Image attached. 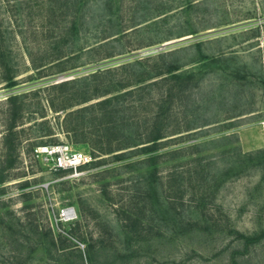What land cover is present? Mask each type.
Listing matches in <instances>:
<instances>
[{"label":"rangeland","instance_id":"rangeland-1","mask_svg":"<svg viewBox=\"0 0 264 264\" xmlns=\"http://www.w3.org/2000/svg\"><path fill=\"white\" fill-rule=\"evenodd\" d=\"M125 90L127 137L113 145L139 142L156 113L171 138L163 148L192 144L160 161V180L140 153L92 155L80 174L33 154L56 142L91 153L105 141L94 112H67ZM262 149L264 0H0V165L15 159L0 192V264L52 262L49 230L71 257L103 236L98 264L124 250L134 253L112 264H264V237L242 235L264 232ZM65 230L71 240L58 238Z\"/></svg>","mask_w":264,"mask_h":264},{"label":"trees","instance_id":"trees-1","mask_svg":"<svg viewBox=\"0 0 264 264\" xmlns=\"http://www.w3.org/2000/svg\"><path fill=\"white\" fill-rule=\"evenodd\" d=\"M180 66L177 64H172L168 67V72H171L175 78H180L181 74H178L176 70ZM167 77V76H166ZM164 76L163 79H166ZM8 79V86H14L17 84V81L14 79V76L9 75L7 77ZM157 80H154L153 82L156 83ZM68 82V81H67ZM67 82H61L60 85H65ZM172 89L168 88L165 91L166 96L172 95ZM128 91L125 90L124 92H119L117 94H114L112 96H106L101 99H98L94 102H91L89 104H86L84 106H81L79 108L69 110L67 112L66 117L69 118L70 116L75 115H81L84 112L88 110H92L94 112V116H92L90 122L96 120L98 126L103 129L102 137H105V141H102L103 143H97L95 140L94 146L92 147V150L90 151L91 154L94 157H97L101 153H112L115 152L113 155L115 159H124L128 158L131 154L134 153H140L143 154L142 162H145V165L147 167H153V172L151 173V176H155V179L160 180V176H156V169L158 168V164L160 161H167L169 158H165V156H172L178 154L179 152H182L183 150L192 147V144H189L188 146H179L175 148H163L166 143L169 142L168 138L169 134L164 132V126L162 124V118L160 117V113H156L155 122L153 123L152 127L148 132L145 133V137L143 136L140 138L139 142H135L134 144H128L129 142H121L120 144L113 145L114 139H118V141L125 139L127 136H125V127L124 125L128 123V118L125 115H121L124 111V105L120 104V99L128 94ZM17 93L12 94L8 97L9 101L12 102V104L16 103V100L18 98ZM16 109L13 110V119L12 123L9 127L8 133L4 136V144L8 151H13L16 148V144L14 141V126L16 125ZM114 116V118H112ZM84 117V116H83ZM161 122V124H159ZM79 123V122H78ZM70 122V126L68 125V131L73 132L75 134L80 133V130L82 129L80 126V123ZM118 132L119 135H117L115 138L111 137L113 133ZM144 139V140H143ZM125 141V140H124ZM138 141V140H137ZM196 145L197 144H193ZM134 146V148H130L129 150H123L116 152L117 150L125 149L128 147ZM264 157V149L261 150ZM183 156V154H181ZM9 157L6 158L5 163L0 165V192L4 191V186L2 184L7 181L10 178L9 169L13 166L15 159H10ZM60 172H64L60 171ZM150 176V177H151ZM148 177V175H146ZM148 177V178H150ZM151 181V180H150ZM28 180H25L23 185H27ZM106 191V190H105ZM134 213L129 212L125 216V222L128 223L127 225H131V230L127 231V235L130 233L136 234L137 229L135 228L136 225H138V222L141 221L140 217L138 215H133ZM79 223V222H78ZM75 230H65V232L58 233V238L61 240H71V236L73 235ZM38 234L42 235L43 232H38ZM51 237L52 243L46 246V251L49 253V257L51 258L52 262H49L48 264H98L96 261L98 259V256L101 255L102 251L107 250V246L105 244V238L103 236H98L97 238H92L91 240H88L87 242V250L85 252H81L79 249V252L76 257H71L68 255V252L64 250L60 251L59 248L56 245V239L53 236V233L51 230H49L48 233ZM243 237H245L246 244L250 242H259L264 237V232L257 233V234H251V235H245L242 234ZM92 237V236H91ZM128 237V236H127ZM128 247V246H127ZM130 249V247H128ZM109 251V250H108ZM134 252L131 251L130 253H127V251H119L114 252L112 255H110V252H108V255L103 260V264H109L114 263V260L118 259H124L125 257H130L131 254ZM119 255V256H118ZM118 256V258H117ZM234 264H238L237 261H234Z\"/></svg>","mask_w":264,"mask_h":264},{"label":"built area","instance_id":"built-area-1","mask_svg":"<svg viewBox=\"0 0 264 264\" xmlns=\"http://www.w3.org/2000/svg\"><path fill=\"white\" fill-rule=\"evenodd\" d=\"M33 154L50 169L70 171L72 174L82 173V166L89 163L93 156L91 153L77 149L69 142L44 143L34 148ZM73 207L62 210V215L72 216Z\"/></svg>","mask_w":264,"mask_h":264}]
</instances>
